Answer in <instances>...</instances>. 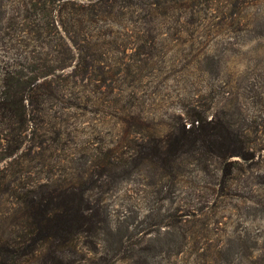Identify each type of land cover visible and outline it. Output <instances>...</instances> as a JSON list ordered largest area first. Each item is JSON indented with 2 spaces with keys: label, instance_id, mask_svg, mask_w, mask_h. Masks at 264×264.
Wrapping results in <instances>:
<instances>
[{
  "label": "rangeland",
  "instance_id": "1",
  "mask_svg": "<svg viewBox=\"0 0 264 264\" xmlns=\"http://www.w3.org/2000/svg\"><path fill=\"white\" fill-rule=\"evenodd\" d=\"M197 117L230 147L161 170ZM81 182L109 229L71 264H264V0H0V245L21 194Z\"/></svg>",
  "mask_w": 264,
  "mask_h": 264
},
{
  "label": "trees",
  "instance_id": "2",
  "mask_svg": "<svg viewBox=\"0 0 264 264\" xmlns=\"http://www.w3.org/2000/svg\"><path fill=\"white\" fill-rule=\"evenodd\" d=\"M195 122V126L192 122L186 129L181 127V139L168 136L164 143L154 146L153 159L161 170L171 172L174 169L173 159L177 160L182 154H187V147L194 136L219 151L230 147L231 143L222 130L217 129L216 134L210 137L207 133L214 130L212 124L202 122L198 117ZM231 154L235 153H228ZM83 184L85 182L71 188L43 184L21 194L20 213L26 217V231L17 236L19 242L15 243L16 247L0 245V252L6 257L14 254L13 257L17 259L24 256L34 259L39 256L45 264H71L73 251L65 253L69 243L80 235L87 239L105 235L109 229L106 214L95 201L90 200Z\"/></svg>",
  "mask_w": 264,
  "mask_h": 264
}]
</instances>
